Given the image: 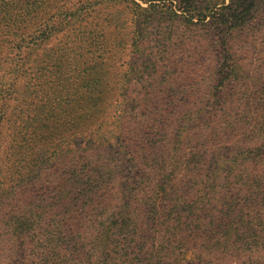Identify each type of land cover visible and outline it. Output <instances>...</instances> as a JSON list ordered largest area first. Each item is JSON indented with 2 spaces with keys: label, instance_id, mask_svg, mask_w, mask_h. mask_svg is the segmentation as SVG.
Segmentation results:
<instances>
[{
  "label": "trees",
  "instance_id": "obj_1",
  "mask_svg": "<svg viewBox=\"0 0 264 264\" xmlns=\"http://www.w3.org/2000/svg\"><path fill=\"white\" fill-rule=\"evenodd\" d=\"M81 2L108 29L59 41L29 99L0 71V264H229L264 238V0ZM6 5L0 60L35 54L48 26Z\"/></svg>",
  "mask_w": 264,
  "mask_h": 264
},
{
  "label": "rangeland",
  "instance_id": "obj_2",
  "mask_svg": "<svg viewBox=\"0 0 264 264\" xmlns=\"http://www.w3.org/2000/svg\"><path fill=\"white\" fill-rule=\"evenodd\" d=\"M3 1L5 2V5L8 4V7H9V12L8 14H5V18L11 23H15V26H17V24L25 25L26 23H29V18L27 17V14L26 15L24 14L25 10H23L24 7L23 8L20 7L21 5H24V6L34 5V7L32 8L33 13H34V18H33L34 21L40 20L41 22L40 24H44V26L46 25L48 26L47 28L43 27V29L41 30L43 31V33H46L45 37H48V38H45L46 42L43 43L39 51H36L35 54L26 53V56L24 57L25 53H23L17 57L14 50H8L9 54L7 57H5L4 52L6 50L3 51V54H2L3 57L0 60V71H3L4 73H6L5 79L7 83L9 84L14 83L18 87L17 93L19 94V98L29 99L27 95V91H26L27 89H25V86L27 85V83L29 82L39 83V82H42L44 77H46L45 75H40L39 77L32 78L29 81V78L31 74H33L34 70H37L36 73L38 72V74H41L43 72V67H44L42 63L46 62L47 59L54 58V55H56L57 53L56 45L59 43V41L64 40L65 37L71 36L72 34L80 33L83 31H88L89 27L93 31H99V32H101L102 30L104 31L108 29V28L100 29L98 27L94 28V27H91L90 24H87L85 27L75 26L76 21L79 22V19L83 20L82 16L80 15V11H81L80 3H82L81 0H3ZM142 4L144 5V3ZM103 10L104 9L102 7L96 8L95 12H97L98 16L94 19L95 21H98L101 23L100 21L101 17L104 16V14L102 13ZM0 19H1L0 20V25H1V22H3L2 21L3 18H0ZM48 20H53L55 22L62 21L63 24H61L62 25L61 27L51 28ZM84 22L85 20L82 21L83 24ZM139 23H141V19L139 18L132 21V23L127 20V22H124L125 29L122 32H125V31L133 32L134 30L136 31V27L139 25ZM119 26H120V23L118 24L117 28H119ZM163 27H164V23H159V24H156L154 27H152L153 29H150V32L155 37V39L156 37H158L157 36L158 32H160V34H163V36H167V33H163V30H164ZM115 31H117L116 28H115ZM38 33H40V31H38ZM38 33L35 32V34H38ZM161 38L162 37H160V40ZM148 40H151V36L148 37ZM155 42H159V40L158 39L155 41L151 40L149 44L153 45L155 44ZM78 44L79 43L75 44V41H74L73 47L70 48L69 51L67 52V55H69L70 58L72 57V52L77 51L75 47ZM180 46H181L180 43L174 44L176 51L179 50L178 47ZM156 47H158V45ZM161 49L164 50L163 47ZM126 53L127 51L124 52V54ZM137 54L138 55L140 54L139 50L134 53V55H137ZM20 57L22 59H19ZM156 63H159V62L156 61ZM35 64L36 66H34ZM144 64L147 67L145 68L144 66L140 69L144 68L146 70H149L151 66L153 65L149 61L144 62ZM16 65H18L19 68L21 66L22 67L20 68L21 70H20L18 77L14 78L13 75L17 71ZM35 67H38V68H35ZM172 67H174L176 71L179 70L180 62L177 60V57L174 58ZM140 69L138 68V70ZM49 72H50V69L48 70V73ZM51 79L52 77H50L48 80H51ZM46 83L48 85L47 79H46ZM164 94L166 95L165 92ZM10 104H15V102L11 101ZM238 251L240 252V254L238 256L236 255L232 256L231 258L234 260H231L229 264L231 263L232 264H248L247 260L256 261V263L254 262L253 264H264V238L259 239L256 245H251L250 243H246L242 247H240ZM190 256L191 255L189 254L186 255L187 258H189Z\"/></svg>",
  "mask_w": 264,
  "mask_h": 264
}]
</instances>
